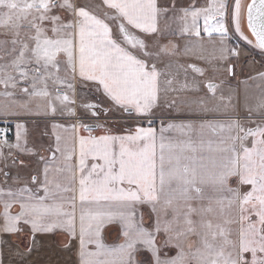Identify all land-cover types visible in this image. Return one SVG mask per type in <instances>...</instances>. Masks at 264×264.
<instances>
[{
    "label": "snow or ice",
    "instance_id": "1",
    "mask_svg": "<svg viewBox=\"0 0 264 264\" xmlns=\"http://www.w3.org/2000/svg\"><path fill=\"white\" fill-rule=\"evenodd\" d=\"M234 37L264 55V0H0V116L52 117L55 141L21 177L19 156L38 155L29 130L17 120L10 142L0 127V235L27 234L28 253L64 235L76 264H264V71L252 103L239 82L240 117ZM192 54L207 68L180 62ZM193 106L226 119L196 140L192 124L151 126ZM115 112L136 123L114 129Z\"/></svg>",
    "mask_w": 264,
    "mask_h": 264
},
{
    "label": "crops",
    "instance_id": "2",
    "mask_svg": "<svg viewBox=\"0 0 264 264\" xmlns=\"http://www.w3.org/2000/svg\"><path fill=\"white\" fill-rule=\"evenodd\" d=\"M245 4L249 3L250 0H243ZM167 3V2H166ZM168 23L171 25L172 29L175 30L178 27V23L175 21H168ZM244 31L246 35L250 36V33L247 30V27L245 25ZM178 38V37H175ZM178 44L180 45L181 49L183 50L184 45H182L179 38L176 39ZM253 50V49H252ZM192 58L195 60H199L196 58V55H190L189 57H181L180 62L181 63H189ZM238 81V85H239ZM237 87V85H236ZM239 92V89H238ZM238 97L240 98L239 94ZM237 97V98H238ZM239 101V99H238ZM237 103V101H236ZM210 106V105H209ZM239 106V103H238ZM181 114V113H180ZM183 116L186 115V117H204L209 119H217L215 115L212 113H209L207 115H202L193 112H190L189 114L183 113L181 114ZM39 117L33 118L34 120H30V122L35 123H29L26 127L29 130V143L27 147L32 148L33 150L38 152V155L35 156H26V155H20L19 159L25 161L24 165L19 166V175L21 177H29L30 175L36 174L38 171L42 172L43 169V161L40 159L41 157H44L47 159L46 154L48 153L50 156L49 148L54 146V136H52L51 132V123L52 117L49 116H42L38 115ZM25 117V116H23ZM0 119H5V117L0 116ZM216 121V120H215ZM182 124H185L183 121L179 122ZM217 123V122H214ZM206 124V123H205ZM198 131L199 127L193 126L194 131ZM15 131V130H14ZM185 132H187V129H185ZM15 133V132H14ZM204 133H207L209 135L214 134V142L218 139V133H213L211 129H205ZM191 134V133H190ZM13 139L12 141L15 142V135L10 138ZM47 154V155H48ZM33 157L38 158L40 163L38 168L30 162V160H33ZM28 159V161H26ZM36 162L38 160H35ZM11 175L16 176L17 170L13 169L11 171ZM2 179V177H0ZM17 208H13V212L17 211ZM0 211H2V208H0ZM148 216V210L145 209V218L146 222H149L147 220ZM37 241L39 242L35 248H33L31 253L27 252V249L29 247H32L31 245V238L27 234H20L19 236L16 235H9V234H3L0 235V258L3 259L4 264H76L77 256L76 252L74 250L75 247L72 249H68L65 247L66 237L64 235H37L36 237ZM112 239H115V234H113ZM187 246V245H186ZM167 251V250H166ZM169 256L175 255V250L168 251L167 253ZM23 257V260L21 259Z\"/></svg>",
    "mask_w": 264,
    "mask_h": 264
},
{
    "label": "rangeland",
    "instance_id": "3",
    "mask_svg": "<svg viewBox=\"0 0 264 264\" xmlns=\"http://www.w3.org/2000/svg\"><path fill=\"white\" fill-rule=\"evenodd\" d=\"M161 4H168L171 2V0H160ZM167 2V3H166ZM177 3H179L183 7H189L193 4H203L204 0H176ZM202 23V22H201ZM163 24V22H162ZM178 28V27H177ZM250 38V37H249ZM168 39L174 40L175 42L176 39L175 37H169ZM167 41H165L166 43ZM187 41L182 40L181 43L184 45ZM178 43V42H177ZM230 46L232 45H239V47L242 49L241 56H240V61L239 64L236 66V80L233 81V86L236 87L238 85V81H246L247 82V95L249 97V103L254 102V98L256 95H258L259 89L257 87L258 82L253 81L249 79L250 76L255 75L258 71H264V55H261V53L258 50L251 49L247 44H245L243 41H240L238 38L234 37L233 40L229 42ZM193 55V54H192ZM185 65L187 64H192L195 65L196 67L200 68H207V65L201 61V60H195L192 58V60L189 63H184ZM210 75V73H209ZM203 79V78H201ZM239 89V106L238 103H236L237 100H233V103L237 105V111L238 115L240 117H244L247 115V112L244 108V97H245V86L244 84H239L238 85ZM83 92L81 95L83 96ZM225 96H227V92L225 91ZM195 112V106H193L192 109H188L186 107H178L176 109H168L165 108L162 112H158L156 118H154L151 122V126L155 127L157 131L161 128L162 125L166 126L168 123H173V124H182L179 122H184L185 124H192L193 126L199 127L200 124H207V123H214V122H222L226 117L221 116L219 114H213L217 116V119H209V118H204V117H186L181 115L183 113L189 114L190 112ZM181 113V114H180ZM203 115V114H202ZM43 116V115H42ZM39 117L38 115H26L25 117H14V116H9L7 117V122L5 123V119H0V127H9L11 131L8 134V138L10 142H13V139H10L14 136V130H15V123L17 120L25 122L26 126L29 125L30 120H34L33 118ZM44 117V116H43ZM53 120V118H52ZM216 120V121H215ZM55 122L65 124L67 125L68 121L65 118L62 117H56ZM35 123V122H33ZM135 124L136 123V118H128L121 116L119 112H115L111 114V121L110 125L116 129L120 130L119 126L123 124ZM143 126L147 127L149 126V123L147 120L143 121ZM191 133V134H190ZM188 133L189 136L193 138V140H196L199 135H200V129L198 131L190 132ZM83 135H87V133H81ZM102 134L101 131L98 129L96 132L93 133V135H99ZM164 135L170 139H187L188 136H182L180 132L176 130H169L164 133ZM214 134L209 135L207 133H204V139L205 141L207 140H212L214 141ZM218 138V137H217ZM7 151V149H5ZM48 154V153H47ZM46 157L49 158V154ZM35 160H38L37 162ZM28 161V159L26 160ZM31 163H33L37 168L39 166V159L33 157V160H30ZM74 247V246H73ZM187 247V246H186ZM73 250V248H72ZM75 250V248H74Z\"/></svg>",
    "mask_w": 264,
    "mask_h": 264
}]
</instances>
